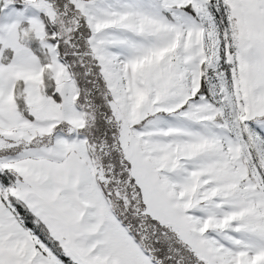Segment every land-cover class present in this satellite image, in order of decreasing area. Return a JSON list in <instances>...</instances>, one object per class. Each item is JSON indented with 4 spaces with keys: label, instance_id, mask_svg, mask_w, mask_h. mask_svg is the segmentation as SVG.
<instances>
[{
    "label": "snow or ice",
    "instance_id": "snow-or-ice-1",
    "mask_svg": "<svg viewBox=\"0 0 264 264\" xmlns=\"http://www.w3.org/2000/svg\"><path fill=\"white\" fill-rule=\"evenodd\" d=\"M0 264H264V0H0Z\"/></svg>",
    "mask_w": 264,
    "mask_h": 264
}]
</instances>
